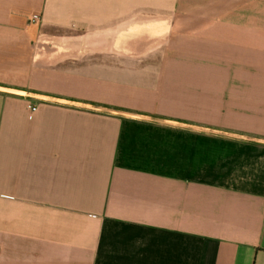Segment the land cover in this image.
Wrapping results in <instances>:
<instances>
[{
	"label": "crops",
	"instance_id": "obj_1",
	"mask_svg": "<svg viewBox=\"0 0 264 264\" xmlns=\"http://www.w3.org/2000/svg\"><path fill=\"white\" fill-rule=\"evenodd\" d=\"M0 264H264V0H0Z\"/></svg>",
	"mask_w": 264,
	"mask_h": 264
},
{
	"label": "built area",
	"instance_id": "obj_2",
	"mask_svg": "<svg viewBox=\"0 0 264 264\" xmlns=\"http://www.w3.org/2000/svg\"><path fill=\"white\" fill-rule=\"evenodd\" d=\"M35 20H36V19H33V21H35ZM30 109H31V110H35V108H34V107H31V106H30Z\"/></svg>",
	"mask_w": 264,
	"mask_h": 264
}]
</instances>
